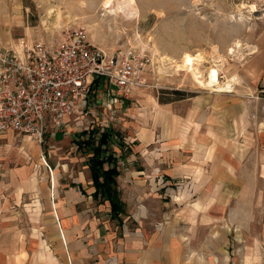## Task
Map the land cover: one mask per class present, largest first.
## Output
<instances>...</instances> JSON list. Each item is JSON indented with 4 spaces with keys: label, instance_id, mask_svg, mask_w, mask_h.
Here are the masks:
<instances>
[{
    "label": "rangeland",
    "instance_id": "obj_1",
    "mask_svg": "<svg viewBox=\"0 0 264 264\" xmlns=\"http://www.w3.org/2000/svg\"><path fill=\"white\" fill-rule=\"evenodd\" d=\"M135 1L138 17L126 20L107 15L104 0H0V48L55 44L65 31L81 27L106 54L141 52L151 59L147 79L152 86L109 104L104 85L67 122L45 132L39 161L26 164L36 177L25 190L34 191L18 202L17 211H8L22 231L13 239L12 260L30 263L32 239L47 233L38 224L52 201L47 189L54 185L53 174L55 186L60 180L70 184L80 172L90 177V150L78 148L71 138L97 128L110 132L105 152L118 171L115 189L122 211L117 218L108 216L111 240L135 241L144 251L140 260L149 264H264V3ZM237 41L239 52L228 54ZM251 48L255 53L249 54ZM154 51L175 59L185 51L202 53L205 66L218 54L220 82L232 77L236 82L231 91H210L187 73L159 63ZM197 123L202 133L209 131L200 135L204 144L193 147ZM153 125L151 141H143L141 130ZM23 137L0 140L10 172L20 165ZM83 187L87 195L95 190L91 180ZM92 200L108 208L99 196Z\"/></svg>",
    "mask_w": 264,
    "mask_h": 264
},
{
    "label": "built area",
    "instance_id": "obj_2",
    "mask_svg": "<svg viewBox=\"0 0 264 264\" xmlns=\"http://www.w3.org/2000/svg\"><path fill=\"white\" fill-rule=\"evenodd\" d=\"M150 65L145 53L106 54L81 27L65 31L55 44L0 48V134L11 131L41 143L50 126L82 110L96 89L105 85L112 104L152 86Z\"/></svg>",
    "mask_w": 264,
    "mask_h": 264
},
{
    "label": "crops",
    "instance_id": "obj_3",
    "mask_svg": "<svg viewBox=\"0 0 264 264\" xmlns=\"http://www.w3.org/2000/svg\"><path fill=\"white\" fill-rule=\"evenodd\" d=\"M69 115L64 117V123L67 122L65 119ZM197 124L198 129L195 128L198 134L194 132V143L190 144L193 147L204 144L200 135L205 136L209 131L206 128L202 133L200 124ZM50 128L52 129V126ZM153 128L154 125L145 126L140 132V138L149 141L153 135ZM13 134L15 133L11 131L0 134V140H9ZM32 138L23 137L20 152H17L18 156L16 154L20 165L11 172L4 167L9 162L7 154L0 151V264H14L13 242L22 234L18 218L15 216L9 218L8 211L10 209L17 211L18 202L34 191L25 190L26 186L31 188L30 183L36 177V173L26 164L29 160L38 162L41 152V143H36ZM62 140L64 138L59 141ZM52 180L54 184L52 189H47L52 201L46 202L47 215L42 218V223L38 224L45 226L47 233L43 237L32 239V254L28 256L32 260L26 264H107L108 258L112 257L114 264H149L146 260H140L144 251L137 248L135 241L129 238L110 239L112 235L108 232L110 225L108 216L111 215L109 204L108 208L103 209L102 205H97L92 200L93 192L86 194L83 185L89 184L90 180L86 172L71 177L68 185L60 180L59 185L55 186L57 182L54 174ZM100 207L108 214L103 215L99 209L97 210Z\"/></svg>",
    "mask_w": 264,
    "mask_h": 264
},
{
    "label": "bare ground",
    "instance_id": "obj_4",
    "mask_svg": "<svg viewBox=\"0 0 264 264\" xmlns=\"http://www.w3.org/2000/svg\"><path fill=\"white\" fill-rule=\"evenodd\" d=\"M261 1L264 3V0ZM102 7L106 14L113 18L121 17L126 20H133L137 18L139 14L135 0H104ZM247 8L250 12H254L256 10V6L254 4H250ZM240 48L241 44L237 41L228 48V54L232 55L236 53V51L239 52ZM253 50L254 48H251V52L249 54L255 53ZM214 52L216 53L215 50ZM157 55L158 53L154 51V59L159 63L171 66L176 72L182 71L181 73H187L197 85L210 91H231L233 89V84L236 82L235 77L228 78L225 83L220 82L219 79L220 73H222L221 69L223 63L222 57L218 54L217 57H213L212 60L209 61L210 65L207 66L203 64L207 63L208 59H205L206 57L203 56L202 53L192 54L185 51L182 52L176 59L169 56ZM157 67L160 72L162 68L159 65ZM161 72L163 73L166 71L162 70Z\"/></svg>",
    "mask_w": 264,
    "mask_h": 264
},
{
    "label": "trees",
    "instance_id": "obj_5",
    "mask_svg": "<svg viewBox=\"0 0 264 264\" xmlns=\"http://www.w3.org/2000/svg\"><path fill=\"white\" fill-rule=\"evenodd\" d=\"M78 135L85 137H74L73 142H75L80 149L87 148L90 150L87 165L92 187L95 189L92 196L94 199L99 196L104 201L108 202L112 216L117 218L122 211L121 203L115 189L118 171L110 154L105 152L107 148L104 146L107 143L110 132L103 131L99 133L97 128H86ZM106 164H108V167H104Z\"/></svg>",
    "mask_w": 264,
    "mask_h": 264
}]
</instances>
